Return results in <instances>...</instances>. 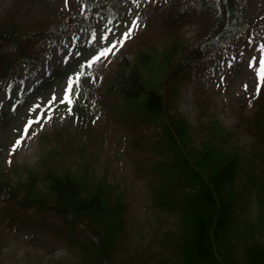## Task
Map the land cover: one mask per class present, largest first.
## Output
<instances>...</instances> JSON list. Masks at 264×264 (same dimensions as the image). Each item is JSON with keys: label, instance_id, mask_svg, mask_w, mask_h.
Segmentation results:
<instances>
[{"label": "trees", "instance_id": "1", "mask_svg": "<svg viewBox=\"0 0 264 264\" xmlns=\"http://www.w3.org/2000/svg\"><path fill=\"white\" fill-rule=\"evenodd\" d=\"M164 1L117 7L110 0H76L77 10L64 15L75 32L84 27L120 29L127 15L135 18L138 27L126 39L115 69L103 73L100 85L92 84L87 75L72 76L67 99L84 129L100 111L123 127L159 128L151 145L161 154L154 162L158 185L153 201L181 213L185 235L179 264H264V241L248 246L238 259L233 240V235H242L237 230V208L246 200L247 187L238 193L235 184L243 172L257 185L258 217L264 222V176L255 179L243 165L264 157V97L258 98L257 134L248 150L237 142V132L208 108L197 125L174 108L180 80L204 71L209 60L248 33L247 2ZM49 15L35 19L34 32H24L13 15L0 22V79L8 75L14 60L36 58L37 41L60 39L50 29ZM186 22L197 23L193 40L181 34ZM61 135L60 130L43 133L38 164L5 173L0 191L4 187L20 210L56 215L66 235L85 231L90 243L80 246L87 253L86 262L113 264L125 227L124 196L118 184L98 175L87 161L85 142L63 141ZM11 172L18 175L14 183L8 176Z\"/></svg>", "mask_w": 264, "mask_h": 264}, {"label": "rangeland", "instance_id": "2", "mask_svg": "<svg viewBox=\"0 0 264 264\" xmlns=\"http://www.w3.org/2000/svg\"><path fill=\"white\" fill-rule=\"evenodd\" d=\"M110 1L117 7L162 2ZM246 2L248 33L233 48H224L209 60L204 71L180 80L174 108L193 125L209 110L229 130L237 132V142L248 150L257 134L254 114L259 110L258 98L264 97V0ZM76 3V0H0V22L13 15L24 32H34L35 19L50 12V29L64 35L58 41L49 38L37 41L36 58L14 60L8 75L0 79V181L6 180L5 173L12 169L37 165L41 135L60 130L63 141L87 144V161L98 175L104 174L118 184L124 196L125 227L113 264H179L180 244L185 235L181 213L156 206L153 201L158 185L154 162L161 154L152 150L151 145L159 128L123 127L100 111L89 128L84 129L67 99L68 75H87L92 84L99 86L103 73L115 69L126 40L99 60L94 58L111 47L109 40L113 43L122 40L123 33L132 32L138 23L127 15L120 29L106 32L84 27L74 32L64 15L77 10ZM71 5L72 10H68ZM197 31L196 22H186L181 28V34L190 40ZM5 52H11V47L7 46ZM261 117L264 121V112ZM243 165L254 173L255 179L264 176V157L244 161ZM8 176L13 183L18 179L16 172ZM243 187L249 190L245 189L246 200L237 208V230L242 235H233L238 244V259L243 258L242 252L248 246L264 241V222L258 217L260 204L255 200L257 185L249 182L244 172L237 177L235 189L239 193ZM61 228L56 215L20 210L4 187L0 191V264H91L83 259L87 253L80 246L90 243L86 232L77 229L73 235H66Z\"/></svg>", "mask_w": 264, "mask_h": 264}, {"label": "snow or ice", "instance_id": "3", "mask_svg": "<svg viewBox=\"0 0 264 264\" xmlns=\"http://www.w3.org/2000/svg\"><path fill=\"white\" fill-rule=\"evenodd\" d=\"M130 35H131V30L126 31L125 33H123V39L122 40H117L115 43H113L111 40H109V43L111 44V47L110 48H107V49H104L94 59L95 60H99L102 56H105L108 52H111L112 49L117 46V44H120L122 46L123 40H126ZM53 99H55V97ZM61 102H63V101H61ZM34 123H39V121H35ZM28 127H31V124ZM18 143H20V142L18 141Z\"/></svg>", "mask_w": 264, "mask_h": 264}]
</instances>
